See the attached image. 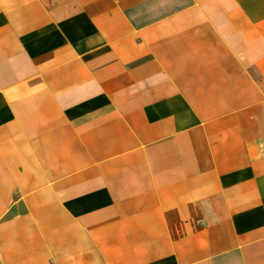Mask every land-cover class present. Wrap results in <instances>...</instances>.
<instances>
[{
    "label": "crops",
    "instance_id": "obj_1",
    "mask_svg": "<svg viewBox=\"0 0 264 264\" xmlns=\"http://www.w3.org/2000/svg\"><path fill=\"white\" fill-rule=\"evenodd\" d=\"M0 264H264V0H0Z\"/></svg>",
    "mask_w": 264,
    "mask_h": 264
}]
</instances>
